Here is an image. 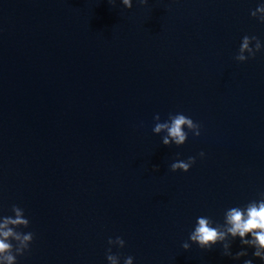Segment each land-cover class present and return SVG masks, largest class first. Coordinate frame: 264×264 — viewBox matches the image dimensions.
<instances>
[{"label":"water","instance_id":"obj_1","mask_svg":"<svg viewBox=\"0 0 264 264\" xmlns=\"http://www.w3.org/2000/svg\"><path fill=\"white\" fill-rule=\"evenodd\" d=\"M258 2L0 0V214L21 206L35 234L19 264H108L116 236L121 264H264L181 246L197 216L264 191V51L234 59L264 41ZM169 112L201 135L162 144Z\"/></svg>","mask_w":264,"mask_h":264},{"label":"clouds","instance_id":"obj_2","mask_svg":"<svg viewBox=\"0 0 264 264\" xmlns=\"http://www.w3.org/2000/svg\"><path fill=\"white\" fill-rule=\"evenodd\" d=\"M139 4H147L148 0H135ZM114 4L115 0H109ZM127 9H131L134 0H120ZM259 22L264 23V0H259L255 9L250 12ZM264 51V41L255 35H244L241 38L239 49L234 59L245 62L254 58L258 52ZM155 123L152 132L162 134L161 142L164 145H176L186 143L189 133L194 136L201 135V125L183 112H169L167 118L161 120V115L156 113L153 117ZM177 157L180 153L176 154ZM201 158L205 152L198 154ZM196 162V156H188L186 159H176L170 164L172 171L182 170L187 172ZM10 215L0 214V264H19L18 257L30 251L35 234L32 231H23L30 225V220L25 214V209L17 204L11 207ZM239 239L242 246L235 253L231 250L233 241ZM109 247L106 250L108 264H121V256L113 253L112 246L123 248L126 241L121 236L109 237ZM196 244L200 249L211 250L217 246L222 249V255L229 256L239 261L241 257L249 255L248 249H253L251 255L264 261V191L258 193L257 198L240 205L230 206L224 210L223 220H214L208 215H199L189 231L188 239L182 243V248L190 249ZM122 264H135V257L128 255L123 257ZM243 264H255L249 258L243 260Z\"/></svg>","mask_w":264,"mask_h":264}]
</instances>
